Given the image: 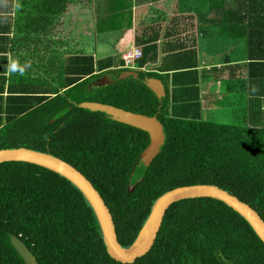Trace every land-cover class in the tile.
Listing matches in <instances>:
<instances>
[{
	"label": "trees",
	"instance_id": "trees-1",
	"mask_svg": "<svg viewBox=\"0 0 264 264\" xmlns=\"http://www.w3.org/2000/svg\"><path fill=\"white\" fill-rule=\"evenodd\" d=\"M76 1L0 0V150L32 149L78 169L110 209L125 248L135 242L156 200L183 186H218L264 220V0H201L207 9H195L201 17L214 15L221 36L246 40L250 101L243 126L203 120L197 85L191 88L195 95H185L187 83L175 80L172 94L159 98L148 81L162 75L133 72L121 60L116 68L114 57L96 61L85 53L64 57L57 50L56 76L50 78L33 76L21 59L8 65L2 53L10 48L17 56L22 44L27 49L34 41L42 44ZM132 9V0H109V14L101 22L105 31L131 27ZM155 48H144L141 67ZM194 68L191 62L177 64L173 77ZM105 75L112 82L95 86ZM86 103L156 117L163 125L165 143L149 167L143 164L139 182L133 184L132 176L150 145L149 133L83 107ZM12 236L39 264H124L109 255L82 192L63 176L30 163L0 164V264H26ZM131 264H264V243L225 203L187 199L167 210L152 249Z\"/></svg>",
	"mask_w": 264,
	"mask_h": 264
},
{
	"label": "crops",
	"instance_id": "crops-1",
	"mask_svg": "<svg viewBox=\"0 0 264 264\" xmlns=\"http://www.w3.org/2000/svg\"><path fill=\"white\" fill-rule=\"evenodd\" d=\"M133 1V15L132 26L124 27L120 31L106 32L105 27L101 24L106 16L97 18L95 25L88 26V18L80 19L79 27L82 31H92L85 36L79 37L80 42H76L78 49L66 50V54L85 53L95 57L96 61L104 60L108 57L117 59L116 68L124 62L123 56L136 49L144 51L147 46H156L155 49L147 52L148 61L141 67L138 60L135 61L133 68L130 70L135 72L143 70L146 72H158L163 76L162 79H151L149 82L159 90L162 97L167 93L172 94L176 83H187L185 95H195V90H192L197 85L199 101L201 104V118L203 119V112L210 108H216L219 103L229 104L233 99L244 97L245 117L248 115L250 92L248 85V71L247 58L248 47L246 40L243 38H225L232 45V49L226 48L219 40L220 26L219 24L202 25L200 15L195 13L192 5L185 3V0H132ZM70 12V8L66 13ZM65 13V14H66ZM88 13V12H86ZM64 14V15H65ZM109 14V11L107 15ZM212 15V14H211ZM202 18V17H201ZM214 19V15L210 17ZM76 20V19H74ZM70 20L68 30L73 29V21ZM58 23V22H57ZM57 25V24H56ZM77 28V27H76ZM105 28V29H104ZM56 27L52 34L47 35L43 39V43L38 44L34 41L32 49H27L24 44L17 48V56H14V51L10 48L6 53H2L8 58V65H13L22 60V67L32 69L33 76L48 75L50 78L56 76V68L52 64L56 61L57 37L55 33ZM14 31V30H13ZM9 35L10 38L14 36V32ZM81 38H88L95 40L93 46L94 54L89 52L91 45H85V41L81 42ZM137 39L145 40L147 43H137ZM102 43V44H101ZM101 44V45H100ZM227 44V45H228ZM105 45V46H104ZM101 46V47H100ZM110 47L112 53L109 54L103 49ZM236 47L242 49V53L238 54L235 51ZM244 48V49H243ZM68 49V48H67ZM234 52V53H233ZM32 55V56H28ZM102 55H99L101 54ZM144 54V52H143ZM27 55V56H26ZM144 56V55H143ZM219 57H221L219 59ZM25 58L28 59L25 61ZM52 58V59H51ZM30 62V63H29ZM193 63L195 68L192 73L173 77L177 64ZM196 63V64H195ZM30 64V65H29ZM55 64V63H54ZM22 70V71H24ZM194 72L196 74H194ZM52 73V74H51ZM131 74L128 72L124 74ZM9 73H6L8 76ZM197 78V82L195 81ZM176 80V83L174 82ZM111 76L105 75L101 77L95 86H103L108 82L111 83ZM196 83V84H194ZM194 84V85H193Z\"/></svg>",
	"mask_w": 264,
	"mask_h": 264
},
{
	"label": "water",
	"instance_id": "water-1",
	"mask_svg": "<svg viewBox=\"0 0 264 264\" xmlns=\"http://www.w3.org/2000/svg\"><path fill=\"white\" fill-rule=\"evenodd\" d=\"M149 81L148 86L157 93L159 98H163L159 90ZM82 106L93 111L105 112L112 116L114 120L148 132L151 142L141 156V161L146 167L151 165L165 143L166 135L164 127L156 117H148L102 104L86 103ZM6 162L34 164L49 169L74 184L82 192L94 210L109 255L114 260L124 264L134 263L138 258L145 256L152 249L162 227L167 210L174 203L187 199L213 198L225 203L250 224L257 236L264 243V220L256 210L218 186L200 184L179 187L159 197L154 203L151 213L140 230L135 242L129 248H125L119 242L114 218L101 194L87 177L74 166L51 154L27 148L0 150V164ZM12 244L26 264H39L35 255L21 239L12 236Z\"/></svg>",
	"mask_w": 264,
	"mask_h": 264
},
{
	"label": "rangeland",
	"instance_id": "rangeland-1",
	"mask_svg": "<svg viewBox=\"0 0 264 264\" xmlns=\"http://www.w3.org/2000/svg\"><path fill=\"white\" fill-rule=\"evenodd\" d=\"M185 3L188 5H192V9L199 8L201 11H204L207 9L206 8L207 5L205 3H202L201 0H185ZM69 8H70V12L68 14L66 13L61 18H59L58 23L56 25V30H55L57 42H60L57 44V49L61 52V54L64 55V57L67 56L66 50H69L71 48L70 47L71 43H72L73 50L78 49L75 44L77 41L80 42L79 37L81 35L85 36V34L87 33H93L92 31H89V30L82 31V29L79 27V25H81L80 19L87 17L89 19L87 25L88 26L95 25V21L97 18L99 19L107 15L108 10H109V0H77L75 3L70 4ZM211 16H212L211 14L209 16H205L202 18L200 16L201 24L207 25V24L213 23V25H216L217 23L213 21V19L210 18ZM70 20L71 21L74 20L73 29L71 31L68 30V27H67L70 25L69 24ZM218 39L221 40L220 42L224 46L221 48H226L230 46L228 49L233 50L232 45H229L231 43L228 44L229 41L227 42L224 36L220 35ZM83 40L85 41V45L87 42H88L87 45H91L89 46L91 47L89 49V52L91 53L94 52L93 46L95 45L96 41L93 40L92 38L91 39L81 38V42H83ZM61 41L64 42V45L62 44ZM103 50L107 53L109 51V54L112 53V50L110 49V47H106ZM235 51H237L238 54L242 53V49L240 47H236ZM99 55H102V53ZM220 58L221 57H219V59ZM237 98L238 99L232 98L233 103L227 102L229 104L224 105L221 102L219 103L220 104L219 106H216V108L213 107V108L205 110L203 112V120L210 121L213 123H219V124L221 123V124L239 125V126L245 125L246 117L244 116L245 115L244 97L242 98L240 97V95H238ZM143 170H144L143 163H140L136 167V170L133 173V176H132L133 184L139 182L142 179Z\"/></svg>",
	"mask_w": 264,
	"mask_h": 264
},
{
	"label": "built area",
	"instance_id": "built-area-1",
	"mask_svg": "<svg viewBox=\"0 0 264 264\" xmlns=\"http://www.w3.org/2000/svg\"><path fill=\"white\" fill-rule=\"evenodd\" d=\"M142 56H143V52L140 49L127 52L123 56V60L125 62L123 68H127V69L133 68L135 61L142 58Z\"/></svg>",
	"mask_w": 264,
	"mask_h": 264
}]
</instances>
